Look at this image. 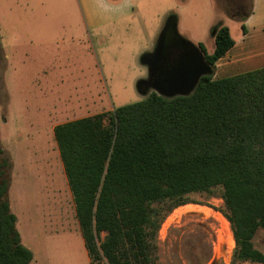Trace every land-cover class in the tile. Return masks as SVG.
Returning a JSON list of instances; mask_svg holds the SVG:
<instances>
[{
	"label": "trees",
	"instance_id": "16d2710c",
	"mask_svg": "<svg viewBox=\"0 0 264 264\" xmlns=\"http://www.w3.org/2000/svg\"><path fill=\"white\" fill-rule=\"evenodd\" d=\"M215 29L211 53L199 44L212 74L189 96L152 91L54 128L91 264H158L165 218L186 195L215 188L235 240L233 261L264 264L253 243L264 230V68L213 79L235 44L228 27ZM11 169L0 148V264H30L9 203Z\"/></svg>",
	"mask_w": 264,
	"mask_h": 264
},
{
	"label": "rangeland",
	"instance_id": "374dc122",
	"mask_svg": "<svg viewBox=\"0 0 264 264\" xmlns=\"http://www.w3.org/2000/svg\"><path fill=\"white\" fill-rule=\"evenodd\" d=\"M173 1L179 34L208 53L214 49L215 28L226 25L233 39L240 35V25L224 10L219 14L224 21L216 20L215 0ZM78 4L72 0L76 17L67 18L65 0H0V148L12 161V211L26 228L49 213L59 231L72 226L73 219L66 218L57 202L55 207L50 202L61 161L54 136L52 142L47 140L49 114L59 108L64 113L85 98L99 97L88 111L95 115L146 97L136 85L148 77L140 58L155 49L144 48L150 46L149 37L139 35L137 22L129 19L117 18L87 31ZM127 25L132 29L126 31ZM88 112L76 109L75 118L59 121L87 117ZM184 202L168 214L158 232V264H212V258L230 263L233 257L224 255L223 248L233 251L235 241L222 189L188 194ZM61 241L65 240L54 236L50 243ZM253 243L264 253V230L257 231Z\"/></svg>",
	"mask_w": 264,
	"mask_h": 264
},
{
	"label": "crops",
	"instance_id": "0c3cea01",
	"mask_svg": "<svg viewBox=\"0 0 264 264\" xmlns=\"http://www.w3.org/2000/svg\"><path fill=\"white\" fill-rule=\"evenodd\" d=\"M78 2L87 31L98 30L118 18L137 22L135 26L138 34L150 39V46L144 48H153V46L157 48L160 43L163 48H172V44L179 43L178 39L183 38L178 32V18L174 10L173 0H76V3ZM179 2H183V0H179ZM65 5L69 12L66 17H76L77 9L72 5V0H65ZM215 6L216 20L224 21L219 17L220 12L223 13L224 10L229 14L232 21L238 22L241 32L238 37L233 39L235 41L234 46L216 62L213 79L232 77L264 68V0H224L223 2L222 0H215ZM167 21L175 23V29L171 34L168 33L169 26L166 27ZM131 29V25L125 26L126 31ZM161 30H163L162 34L157 42ZM179 45L175 48H183ZM195 46L199 48V43ZM15 59V56L11 57L13 62ZM85 100L75 108L73 106L68 108L67 106L64 113L59 108L58 110L54 109L49 114L48 130L50 135L47 136L49 142H52L51 135L54 136V128L70 120L60 122L61 118L67 116L75 118L77 113L74 111L76 109L87 112L92 110L99 101V97L95 101L86 98ZM71 111L73 115H69L72 114ZM87 114L88 116L94 115L89 112ZM5 123H7V118ZM54 146L58 149L57 143ZM58 156L61 161L59 149ZM59 165L60 177H58L53 190L55 199L50 202H54V207L55 202H57L59 210L66 215V218L73 219L72 226L68 224L66 230L59 231L55 226L52 214L49 213L47 217L43 216L39 222L36 221L31 224V227L26 228L20 222L19 215L12 211L17 217V230L21 235L23 245L33 253V260L30 264H91L62 161ZM54 236H60L61 240L65 241L54 246L50 243Z\"/></svg>",
	"mask_w": 264,
	"mask_h": 264
},
{
	"label": "water",
	"instance_id": "95a60500",
	"mask_svg": "<svg viewBox=\"0 0 264 264\" xmlns=\"http://www.w3.org/2000/svg\"><path fill=\"white\" fill-rule=\"evenodd\" d=\"M169 24L167 21L166 27ZM178 40L183 48H175L179 43L163 48L160 43L141 56V64L148 69V77L136 85L141 95L147 96L153 91L166 98L189 96L203 76L212 74L200 48L183 38Z\"/></svg>",
	"mask_w": 264,
	"mask_h": 264
},
{
	"label": "flooded vegetation",
	"instance_id": "af4514ba",
	"mask_svg": "<svg viewBox=\"0 0 264 264\" xmlns=\"http://www.w3.org/2000/svg\"><path fill=\"white\" fill-rule=\"evenodd\" d=\"M174 29H175V23L170 22L169 27H168V33H170V34L173 33ZM233 259H234V257H233ZM233 259L230 263H226L223 258H219V259H213L212 258V259H210V261L212 260V264H221V262H222V264H234Z\"/></svg>",
	"mask_w": 264,
	"mask_h": 264
},
{
	"label": "built area",
	"instance_id": "2783aa9c",
	"mask_svg": "<svg viewBox=\"0 0 264 264\" xmlns=\"http://www.w3.org/2000/svg\"><path fill=\"white\" fill-rule=\"evenodd\" d=\"M233 233V232H232ZM235 241V240H234ZM233 241V243H234ZM235 250V249H234ZM234 250L231 251V249H229V247H225L223 248V254L224 255H228L230 257V260L232 259V257H234Z\"/></svg>",
	"mask_w": 264,
	"mask_h": 264
}]
</instances>
